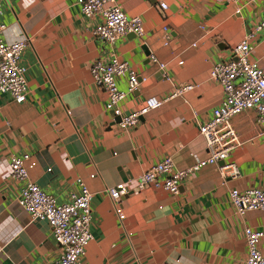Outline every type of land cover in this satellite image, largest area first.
<instances>
[{"label":"crops","instance_id":"crops-1","mask_svg":"<svg viewBox=\"0 0 264 264\" xmlns=\"http://www.w3.org/2000/svg\"><path fill=\"white\" fill-rule=\"evenodd\" d=\"M0 3L5 39L28 42L22 63L29 91L23 103L0 94V264H48L60 256L48 223L32 221L19 204L22 183L11 177L10 162L24 153L37 163L31 180L58 202L69 200L79 178L92 193L93 240L82 264H245V227L264 230V212L238 217L229 194L264 184V127L254 110L232 119L243 145L183 182L179 195L138 190L134 182L167 157L178 169L207 158L200 126L223 98L211 69L233 58L232 48L260 22L264 0H119L128 16L143 19L146 35L129 34L115 45L93 37L97 21L82 15L77 0ZM165 26L172 36L167 46ZM252 45V58L264 69V31ZM114 56L148 79L122 103L126 113L180 84L196 87L123 131L91 77L94 62ZM118 85L127 88L125 80ZM231 163L238 176L223 169ZM121 184L129 185L120 199L123 220L106 192ZM260 250L264 255V238Z\"/></svg>","mask_w":264,"mask_h":264},{"label":"built area","instance_id":"built-area-1","mask_svg":"<svg viewBox=\"0 0 264 264\" xmlns=\"http://www.w3.org/2000/svg\"><path fill=\"white\" fill-rule=\"evenodd\" d=\"M227 1L238 5L245 0ZM77 4L86 19L97 21L92 29V35L96 40L115 45L119 39L129 34H134L141 40L145 38L143 19L140 16H128L119 0H77ZM160 7L166 10L167 4L160 3ZM3 15L4 10L0 3V94L10 96L16 103H23L27 100L29 92L26 78L28 69L22 63V55L28 42L21 40L8 42L5 39L7 25L3 21ZM163 31L166 34L167 46L172 41V36L168 26H165ZM262 31L264 12L256 27L232 48L233 58L220 61L211 69L210 77L221 86L223 98L214 108L212 118L200 126V134L207 147V158L196 159L193 166L178 169L172 158L167 157L151 166L134 182L138 190L152 188L177 196L183 182L203 168L226 162L231 153L243 145L232 124V119L236 115L246 110H254L257 122L264 127V69L252 58L254 51L252 43ZM149 59L162 71L166 70V65L159 62L156 55L151 53ZM91 77L106 94V112L114 118H119L116 124L123 131L134 129L150 112L160 109L172 99L184 96L196 87L192 84H180L167 96L163 98L151 96L138 110L126 113L122 109V103L148 79L140 76L130 62L122 60L119 56H114L109 61L94 62L91 66ZM120 80L126 81V90L119 88ZM36 164L29 153L15 155L11 159V177L22 183L19 204L30 215L32 221H46L51 229L60 256L48 264H82L87 247L93 240L92 193L83 179L79 178L76 181L78 189L70 194L69 200L65 203L58 202L55 196L48 194L31 180L30 171ZM227 168H232L234 176L239 175L234 164L225 165L223 169ZM106 192L114 201L119 218L125 219L120 199L129 193V185L121 184L107 189ZM229 199L240 218L248 212H264V184L243 190L234 188L230 191ZM245 238L248 249L245 264H264V255L260 250L264 230L245 227Z\"/></svg>","mask_w":264,"mask_h":264},{"label":"water","instance_id":"water-1","mask_svg":"<svg viewBox=\"0 0 264 264\" xmlns=\"http://www.w3.org/2000/svg\"><path fill=\"white\" fill-rule=\"evenodd\" d=\"M116 119V123H118L119 122V118H115ZM143 119V118H142Z\"/></svg>","mask_w":264,"mask_h":264}]
</instances>
